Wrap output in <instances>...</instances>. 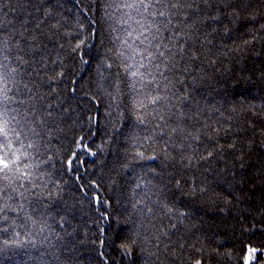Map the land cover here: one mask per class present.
Segmentation results:
<instances>
[{
    "label": "trees",
    "instance_id": "1",
    "mask_svg": "<svg viewBox=\"0 0 264 264\" xmlns=\"http://www.w3.org/2000/svg\"><path fill=\"white\" fill-rule=\"evenodd\" d=\"M112 3L0 0V61L18 68L9 86L34 145L33 184L11 193L32 220L6 234L0 264H243L249 247L264 264V0H185L144 91L124 73ZM148 93L160 103L137 110Z\"/></svg>",
    "mask_w": 264,
    "mask_h": 264
},
{
    "label": "snow or ice",
    "instance_id": "2",
    "mask_svg": "<svg viewBox=\"0 0 264 264\" xmlns=\"http://www.w3.org/2000/svg\"><path fill=\"white\" fill-rule=\"evenodd\" d=\"M203 2L210 3V0H203ZM184 3L185 0H113L112 5H110V7H115L117 12L120 13L119 22L122 26L121 30L124 33L122 43L125 45L126 51L130 53L129 56L125 57L123 70L128 77L135 81L132 84L134 91L137 89V84L142 85L140 90L144 91L154 83L155 73L151 69H158L161 61L166 58L167 44L165 43L166 38L163 35L162 29H167L171 25V20L167 18L170 14H174V10L181 7ZM12 11H15V9H12ZM217 11L219 13V10ZM3 15L4 13L0 12V16ZM208 19L213 23H217L221 17L219 14H209ZM11 24L12 21L5 23L0 19V31H3ZM213 30L215 31V29ZM68 35L71 36L72 34L68 33ZM75 39L78 42L72 46V52L80 54L82 64H88L89 61L84 59L85 53L83 52L87 41L80 39L79 36H76ZM117 39H120V37H117ZM172 39H175V37ZM69 43L71 45V40ZM2 51L3 49H0V52ZM121 55H124V53L122 52ZM7 60L8 57L5 56L4 60L0 61V260H11L13 258V254L10 252L13 241L6 234L14 232L15 236H20L21 233L16 231V227H26L27 221L32 220L31 216L24 213V204L18 203L16 198L11 194L17 193L22 197L23 192L20 190H28V186L33 184L31 165L28 163V150L32 149L34 145L30 142L25 143L28 139L25 132L27 116L32 110L28 109L24 115H21L19 105H22L24 101L22 99L17 100L14 88L9 86L10 82L14 83V77L18 74V68L6 63L5 61ZM21 63H26V61L21 60ZM107 67L111 68L112 65H108ZM63 76L64 73L60 72L58 79H62ZM25 88H27V85H25ZM73 92H75V88H73ZM161 99L158 95L153 96L148 93L144 99L135 101L134 107L137 110H145L148 104L157 105ZM145 100H147V104ZM12 104H17V107L15 109L10 108L9 106ZM18 116L20 119H17ZM32 119H35V117L33 116ZM88 119L90 125L97 120L96 116H89ZM138 120L140 124L145 123L142 116H139ZM147 139L151 140V136L147 137ZM81 146L87 147L84 137H81L78 142V148ZM140 147L143 148V145ZM136 155L142 159H156L155 156L146 157L145 152L139 149ZM212 155V152H208V155L203 157V159H208ZM71 164L72 160H69V165ZM201 191L203 192L204 189H201ZM97 203H100L99 198L97 199ZM172 211L173 209H168L169 213ZM21 213H24L26 220L17 225V219L20 218ZM32 223L35 224L36 222L33 220ZM175 227L176 225L173 224L172 228L174 229ZM162 234L168 235L167 232H163ZM100 244L103 246L104 241H100ZM197 251L200 250L197 249ZM260 254V250L256 247H249L246 255L243 257V264H256L260 258ZM100 258L103 264H107L103 252L100 253ZM195 264H201V261L196 260Z\"/></svg>",
    "mask_w": 264,
    "mask_h": 264
},
{
    "label": "rangeland",
    "instance_id": "3",
    "mask_svg": "<svg viewBox=\"0 0 264 264\" xmlns=\"http://www.w3.org/2000/svg\"><path fill=\"white\" fill-rule=\"evenodd\" d=\"M263 258H264V256H263Z\"/></svg>",
    "mask_w": 264,
    "mask_h": 264
}]
</instances>
